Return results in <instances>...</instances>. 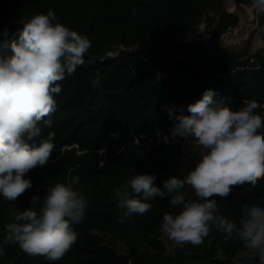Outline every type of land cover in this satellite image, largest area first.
<instances>
[{
  "label": "trees",
  "instance_id": "obj_1",
  "mask_svg": "<svg viewBox=\"0 0 264 264\" xmlns=\"http://www.w3.org/2000/svg\"><path fill=\"white\" fill-rule=\"evenodd\" d=\"M234 3L238 11L229 10L225 0H0V35L4 29L9 33L0 37V59L12 55L4 41L18 39L23 23L50 9L62 24L88 37V54L125 49L94 63L85 54V64L59 82L57 109L44 118L52 125H39L41 139L51 135L55 150L45 166L25 175L32 187L17 200L0 196L2 240L4 225L14 222L15 212L31 208L33 196L42 202L48 187L79 176L73 187L86 195L89 207L84 221L73 225L76 243L54 262L9 245L0 264H240L246 250L215 229L200 245L181 247L166 239L159 231L163 215L180 211L167 197L148 201L152 208L144 215L118 223L121 210L110 196L114 186L136 174L156 175L160 187L170 177L184 179L202 158L192 150V138L167 141L176 123L168 117L169 105L177 106L176 115L180 106L190 115L187 106L211 89L214 99L234 111L244 99L256 100L261 105L256 111L264 116V47H252L253 38L264 43V36L252 30L244 42H229L231 29L243 19L258 16L264 25V14L255 12L252 0ZM179 32L194 39L180 42ZM184 191L196 199L189 186ZM215 199L221 214L238 223L242 204L264 206V179Z\"/></svg>",
  "mask_w": 264,
  "mask_h": 264
},
{
  "label": "clouds",
  "instance_id": "obj_2",
  "mask_svg": "<svg viewBox=\"0 0 264 264\" xmlns=\"http://www.w3.org/2000/svg\"><path fill=\"white\" fill-rule=\"evenodd\" d=\"M257 14H264V0H252ZM135 14V10H133ZM18 39L5 40L3 46L12 55L0 59V196L15 201L32 187L25 175L45 166L55 150L51 135L41 139L43 123L51 127L50 117L57 109L54 94L62 90L60 81L72 76L85 64L91 47L87 36L62 24L51 9L23 23ZM3 35H9L4 29ZM207 89L202 98L184 107L171 104L166 108L170 120L176 121L167 141L178 137L192 138L205 153L184 179L168 178L156 186V175L136 174L113 188L111 199L121 210L118 223L133 214L144 215L152 208L148 203L167 197L178 214L165 213L159 228L161 234L178 246L200 245L212 229L225 239L238 241L246 250L240 264H264V206L244 203L237 223L220 212L215 197L227 198L236 186L253 188L264 179V116L256 110V100L244 99L239 110ZM118 138V133L112 134ZM106 149L100 150L103 155ZM105 161H100L103 167ZM70 183H55L46 195L32 197V207L15 212L14 222L4 225L6 235L0 240V257L5 247L18 245L32 256L47 261L62 259L76 243L78 233L73 225L84 221L89 199ZM189 186L196 199L187 198Z\"/></svg>",
  "mask_w": 264,
  "mask_h": 264
},
{
  "label": "rangeland",
  "instance_id": "obj_3",
  "mask_svg": "<svg viewBox=\"0 0 264 264\" xmlns=\"http://www.w3.org/2000/svg\"><path fill=\"white\" fill-rule=\"evenodd\" d=\"M226 1V7L231 10V11H238L235 7V3H234V0H225ZM255 18V17H253ZM243 25H244V30H247L246 33L244 35H242V40L241 41H238V42H244V40H247V38H250L251 36V31L252 30H256V28L254 27V21L252 19H250L248 21V19H243ZM259 37H263L261 34H259ZM259 37H255V38H259ZM260 39V38H259ZM259 39H257L256 41H254V38H253V41H252V47L254 50L256 49H259L261 47H264V43L262 41H259ZM187 39H184V41H186ZM234 43V42H233ZM264 49V48H263ZM192 150L194 152H197L199 155L200 154H204L205 150L196 143V141L193 142L192 144ZM193 155V154H192ZM166 239H168L166 237Z\"/></svg>",
  "mask_w": 264,
  "mask_h": 264
},
{
  "label": "built area",
  "instance_id": "obj_4",
  "mask_svg": "<svg viewBox=\"0 0 264 264\" xmlns=\"http://www.w3.org/2000/svg\"><path fill=\"white\" fill-rule=\"evenodd\" d=\"M254 21V27L256 28V30H258V34H261L262 36H264V25H260L258 22V16L257 18L255 17L253 19ZM247 30H244V25L243 23L240 24L237 27H234L231 29V35L229 37V42L230 43H241L238 41L242 40V35H244L246 33ZM184 39H187L186 41H184ZM194 38L189 36L188 34H186L185 32H179L177 34V40L180 42H187V41H191Z\"/></svg>",
  "mask_w": 264,
  "mask_h": 264
},
{
  "label": "water",
  "instance_id": "obj_5",
  "mask_svg": "<svg viewBox=\"0 0 264 264\" xmlns=\"http://www.w3.org/2000/svg\"><path fill=\"white\" fill-rule=\"evenodd\" d=\"M2 35H3V34H1L0 37H1ZM123 51H125L124 48H122V47H117V46H113V47H109V48H107V49H106L102 54H100V55H92V54H88V53H86V54L89 55V57H90V61L94 63V62H98V61L104 60V59H106L107 57H109V56H111V55H113V54H116V53H118V52H123Z\"/></svg>",
  "mask_w": 264,
  "mask_h": 264
}]
</instances>
